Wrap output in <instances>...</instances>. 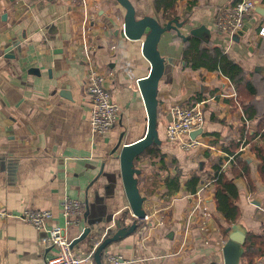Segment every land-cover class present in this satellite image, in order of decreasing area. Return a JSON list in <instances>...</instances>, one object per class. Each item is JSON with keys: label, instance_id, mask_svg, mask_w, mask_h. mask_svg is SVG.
Returning a JSON list of instances; mask_svg holds the SVG:
<instances>
[{"label": "crops", "instance_id": "1", "mask_svg": "<svg viewBox=\"0 0 264 264\" xmlns=\"http://www.w3.org/2000/svg\"><path fill=\"white\" fill-rule=\"evenodd\" d=\"M237 1L175 0L170 9L158 11L156 0H130L137 19L151 16L162 26L181 23L185 40L192 29L207 28V40L197 38L242 66L257 91V110L246 106L247 112L238 103L236 88L220 70L190 67L183 37L165 32L158 46L167 62L157 97L161 157L146 153L135 163L145 212L152 209L154 217L147 228L109 245L103 264L109 256L122 264H224L228 228L239 224L247 237L264 234V181L252 149L260 139H249L259 126L257 112H264V16L247 15L243 35H231L228 15ZM125 14L115 0H0V211H50L46 228H64L78 257L91 253L114 226L112 236L118 221L127 226L134 220L119 157L124 146L147 134L138 82L149 75L151 64L143 55V40L125 36ZM163 14L173 19L165 21ZM90 66L105 76L119 108L113 129L103 135L94 134L89 121L92 103L85 82ZM196 104L205 113L198 136L204 146L186 152L167 142L166 128L173 106ZM253 113L255 118L248 119ZM240 141L245 142L242 152ZM231 155L249 162L255 182L250 192L243 179H236L241 216L233 225L217 210L215 184L205 190L199 185L198 195L187 189L193 175L207 182ZM66 197L83 205L79 222L69 227L61 207ZM45 236V230L14 216L0 218V264H46L57 250L41 244ZM239 264H248L244 254ZM253 264H264V257Z\"/></svg>", "mask_w": 264, "mask_h": 264}, {"label": "built area", "instance_id": "2", "mask_svg": "<svg viewBox=\"0 0 264 264\" xmlns=\"http://www.w3.org/2000/svg\"><path fill=\"white\" fill-rule=\"evenodd\" d=\"M257 0H238L234 4L233 9L229 12L231 35L237 34L244 28V19L247 15L255 12ZM264 34V31H261ZM85 91L92 103V111L90 114V126L94 134L103 135L110 132L115 124L119 108L113 104L111 94L105 86V76L99 73L94 67L88 68V73L85 82ZM205 121V113L202 104L194 106L175 105L172 108V120L166 128V140L168 143H174L179 148L186 152H191L194 149L203 147V142L197 136L191 138V134L200 128H203ZM241 142L239 152L245 150L244 141ZM235 155L228 157L221 165V169H226ZM216 177L213 176L207 182H203L202 188L205 190L211 187L216 182ZM199 192L196 194L198 195ZM62 214L66 221V226L75 225L79 222V217L83 214V205L80 200L66 197L61 203ZM133 215V213H132ZM16 217L26 224L34 226L37 230H45L46 236L41 239V244L46 248L52 246L56 248L57 254L48 257L46 264H97L94 259V253L101 242L108 237L107 230L101 241H96L91 253L84 257H78L73 253L72 243L69 241L66 230L62 227H52L47 229L46 222L52 219L53 214L47 210H25L21 213H13L8 211H0V218ZM134 217V215H133ZM154 217L151 210L145 212V216L138 220L141 228H147ZM123 261L117 256H109L105 264H122Z\"/></svg>", "mask_w": 264, "mask_h": 264}, {"label": "water", "instance_id": "3", "mask_svg": "<svg viewBox=\"0 0 264 264\" xmlns=\"http://www.w3.org/2000/svg\"><path fill=\"white\" fill-rule=\"evenodd\" d=\"M126 11L124 18V33L131 40H143L142 52L144 57L150 62L151 68L149 75L139 80L138 85L143 96L147 114H148V131L144 138L122 148L120 153L121 176L126 196L128 198L130 209L137 219L145 216L144 202L146 198L141 195L139 190L138 176L141 171L136 168V161L153 145H160L161 140L158 134V87L162 80L167 62L159 52L158 46L165 32L174 30L179 36L185 39L181 33L183 25L179 22L172 21L165 25H161L157 19L151 16H144L140 19L136 17V10L130 0H115ZM255 13L264 16V4L257 1ZM247 27L235 34V37L243 35ZM192 36L206 39L209 32L207 28L200 27L190 31ZM207 40V39H206ZM262 70V68H258ZM203 129L193 132L191 138L202 135ZM200 169H204L205 161H201ZM255 204H258L257 202ZM134 219L132 224L123 226L118 221L117 230L112 236L104 239L95 252V261L97 264H103L101 257L104 250L114 242H117L126 236L132 234L140 226L138 220ZM228 239L225 242L222 251L224 264H239L244 254V244L246 242L247 232L239 224H235L227 229Z\"/></svg>", "mask_w": 264, "mask_h": 264}, {"label": "trees", "instance_id": "4", "mask_svg": "<svg viewBox=\"0 0 264 264\" xmlns=\"http://www.w3.org/2000/svg\"><path fill=\"white\" fill-rule=\"evenodd\" d=\"M174 2L175 0H156V8L158 11H165L169 7H173ZM163 17L165 21H171L173 19V16L170 14H163ZM183 40L185 41L184 57L190 67L193 69L207 68L211 71L220 70L225 76L231 79L236 88L238 103L241 106L245 105V109L246 106H250L252 109L255 108L254 101L257 91L253 83L246 80L244 77V69L237 61L232 59L220 48H209L197 37L192 36ZM255 109L257 110V107ZM257 114L260 117L259 126L254 134L249 135V139L252 140L255 137L260 139L257 144L252 145V149L259 161L258 172L260 178L264 181V131H262L264 129V112L262 114L257 112ZM255 116L256 113L250 116L248 115V119L255 118ZM158 149L157 145H153L144 154L147 153L153 158H160L161 154ZM222 164L216 165L214 171V176L217 178L215 182V203L217 210L224 216L227 223L233 225L241 216V210L238 205L240 191L235 183L236 179H243L250 192L255 190V182L249 162L240 158V156L234 157L229 166L224 170L221 169ZM203 182L202 177L195 174L188 181L187 189L192 194H196L198 186L203 184ZM178 185L179 176L177 175L173 179V186L176 187ZM175 190V192L179 191L177 189ZM221 230L224 232L225 228L221 227ZM258 257H264V234L255 235L250 233L245 242L244 258L248 264H253Z\"/></svg>", "mask_w": 264, "mask_h": 264}, {"label": "rangeland", "instance_id": "5", "mask_svg": "<svg viewBox=\"0 0 264 264\" xmlns=\"http://www.w3.org/2000/svg\"><path fill=\"white\" fill-rule=\"evenodd\" d=\"M245 197V196H244Z\"/></svg>", "mask_w": 264, "mask_h": 264}]
</instances>
